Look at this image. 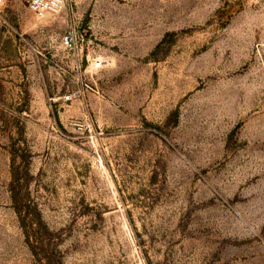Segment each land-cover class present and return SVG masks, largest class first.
<instances>
[{
	"label": "rangeland",
	"instance_id": "rangeland-1",
	"mask_svg": "<svg viewBox=\"0 0 264 264\" xmlns=\"http://www.w3.org/2000/svg\"><path fill=\"white\" fill-rule=\"evenodd\" d=\"M26 2L0 0V264H264V0Z\"/></svg>",
	"mask_w": 264,
	"mask_h": 264
},
{
	"label": "built area",
	"instance_id": "built-area-1",
	"mask_svg": "<svg viewBox=\"0 0 264 264\" xmlns=\"http://www.w3.org/2000/svg\"><path fill=\"white\" fill-rule=\"evenodd\" d=\"M66 0H27V5L30 11L37 19H42L46 15L58 14L65 7ZM61 45L64 51H72L75 49L74 37L71 33H68L61 40ZM65 101H68L70 96L63 97Z\"/></svg>",
	"mask_w": 264,
	"mask_h": 264
}]
</instances>
